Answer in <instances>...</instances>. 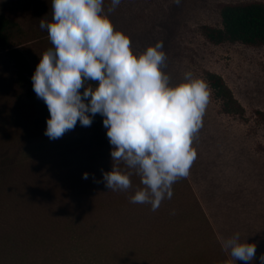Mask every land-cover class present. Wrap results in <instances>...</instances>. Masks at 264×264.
Instances as JSON below:
<instances>
[{
  "label": "rangeland",
  "instance_id": "374dc122",
  "mask_svg": "<svg viewBox=\"0 0 264 264\" xmlns=\"http://www.w3.org/2000/svg\"><path fill=\"white\" fill-rule=\"evenodd\" d=\"M235 1L249 0H121L115 10L104 0V12L135 53L163 42L170 84L186 72L205 81L207 72L218 73L244 109L242 116L223 112L209 87L193 140L197 159L156 211L131 203L143 187L138 176L126 192L105 186L103 172L113 163L103 117L95 115L90 127L77 122L59 139L45 135L46 104L18 80L0 48V264H95L92 252L100 264H144L164 239L207 237L217 230L210 221L227 234L222 219L232 208L240 215L254 204L250 221L264 216V120L257 115L264 112V45L213 44L200 32L203 24L220 25V3ZM0 13L15 23L10 45L28 60L31 80L52 47L40 28L42 18L51 20V0H0ZM147 236L164 239L154 238L147 250Z\"/></svg>",
  "mask_w": 264,
  "mask_h": 264
},
{
  "label": "clouds",
  "instance_id": "9594fccd",
  "mask_svg": "<svg viewBox=\"0 0 264 264\" xmlns=\"http://www.w3.org/2000/svg\"><path fill=\"white\" fill-rule=\"evenodd\" d=\"M103 3L51 0V20L42 18L40 28L52 47L40 55L31 77L33 91L50 113L45 130L50 139L74 130L77 122L90 127L100 114L112 145L113 167L102 170L105 186L126 192L133 186L131 177L138 176L143 187L130 197L131 203L149 204L156 211L172 198L173 185L189 176L197 159L193 140L203 126L211 92L192 72L170 84L162 71L163 42L135 53L130 37L114 28ZM120 3L111 0L110 10ZM221 247L231 258L225 264H250L256 257V243L242 240L239 233L223 239ZM259 260L264 264V254Z\"/></svg>",
  "mask_w": 264,
  "mask_h": 264
},
{
  "label": "trees",
  "instance_id": "16d2710c",
  "mask_svg": "<svg viewBox=\"0 0 264 264\" xmlns=\"http://www.w3.org/2000/svg\"><path fill=\"white\" fill-rule=\"evenodd\" d=\"M219 14L220 25L203 24L200 26V32L207 41L213 44L238 42L251 47L264 45V2L259 0L222 2L219 5ZM14 26V22L0 13V48L5 50L6 58L16 68L18 80L25 81L29 86H32V80L27 77L31 72L28 60L20 50L10 45ZM206 81L213 94L220 101L223 112L243 115V107L220 74L207 72ZM89 83L95 86L96 82ZM81 92H83V88ZM257 115L264 120L263 111L257 110ZM96 116L102 117L100 114ZM252 208H254V204ZM252 208L250 212L242 209L240 215L236 208L227 212L229 213L227 216L224 213L222 222L228 224V233L225 235L218 228V223L213 220L210 222L217 225V230H214L207 237L195 235L188 236L186 240H183L180 238L186 236H172L169 239L147 236L145 240L147 250L151 249L149 244L153 243L154 238L164 239L162 242L164 246L155 248L156 251L154 252L148 251L147 261L144 264H225L231 258L222 249V240L236 233H239L242 240L247 238L248 242L256 243V257L250 264H260L259 257L264 254V216L257 215L258 220L251 222L250 217H255L249 216L252 215ZM159 242L161 241L155 243ZM99 255L102 256L101 252ZM149 256L150 258H147ZM92 259L95 264H100V260L95 258L93 252ZM235 264H246V262L237 260Z\"/></svg>",
  "mask_w": 264,
  "mask_h": 264
}]
</instances>
